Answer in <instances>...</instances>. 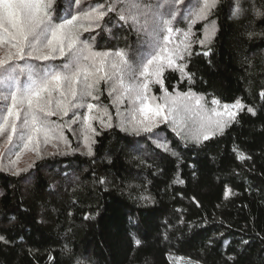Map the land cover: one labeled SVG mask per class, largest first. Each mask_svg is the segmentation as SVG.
Returning <instances> with one entry per match:
<instances>
[{
    "label": "trees",
    "instance_id": "1",
    "mask_svg": "<svg viewBox=\"0 0 264 264\" xmlns=\"http://www.w3.org/2000/svg\"><path fill=\"white\" fill-rule=\"evenodd\" d=\"M228 3L209 18L217 27L212 42L192 44L191 81L166 69L164 86L209 103L240 99L256 114L245 108L222 135L200 144L159 126L168 152L149 134L98 127L92 155L69 135L68 148L19 174L0 169V236L8 241H0V264H264V15L256 14L264 0H241L238 17L230 14L235 0L231 10ZM67 7L55 0L54 14ZM205 23L193 25L194 40ZM187 24L177 17L174 27ZM139 36L106 18L81 38L130 58L143 45ZM98 101L114 111L104 94Z\"/></svg>",
    "mask_w": 264,
    "mask_h": 264
},
{
    "label": "snow or ice",
    "instance_id": "2",
    "mask_svg": "<svg viewBox=\"0 0 264 264\" xmlns=\"http://www.w3.org/2000/svg\"><path fill=\"white\" fill-rule=\"evenodd\" d=\"M54 3L0 0V137L4 138L0 166L14 148L20 150L14 152L15 159H8L10 167L17 165L26 149L39 154L41 143L56 141L55 147L60 142L68 146L64 132L73 131L76 124L80 125L87 154L92 155L93 137L98 135L92 122L112 126L107 106L94 103L99 100L102 83L107 85L122 130L149 134L166 152L171 151L170 146L156 131L161 123L169 125L178 136L200 144L222 135L245 108L256 114L240 99L221 104L213 97L209 108V102L190 89L169 92L164 86L166 69L191 81L185 59L191 55L193 43L207 46L212 42L217 27L209 18L221 0H67L63 16L54 14ZM227 7L233 9L232 0ZM244 11L241 0H235V10L230 14L238 17ZM256 14L264 15L259 11ZM177 17L188 20L186 29L174 27ZM106 18L109 24L114 18L119 26L127 25L143 35V47L132 59L124 49L96 51L81 38L83 33L100 28ZM198 21L206 23L202 38L194 40L192 27ZM177 34L180 39L174 43ZM153 84L160 86L161 96L151 94ZM260 96L264 98V91ZM125 101L130 106L127 114L120 110ZM70 113L71 118L65 119ZM248 158L238 154L240 160ZM20 171L23 169L15 174ZM230 194L231 189H226V195ZM0 241L8 243L4 236ZM76 264L83 261L77 260Z\"/></svg>",
    "mask_w": 264,
    "mask_h": 264
},
{
    "label": "rangeland",
    "instance_id": "3",
    "mask_svg": "<svg viewBox=\"0 0 264 264\" xmlns=\"http://www.w3.org/2000/svg\"><path fill=\"white\" fill-rule=\"evenodd\" d=\"M193 3H195V0H193ZM186 15V14H185ZM192 32L194 33V30H192ZM203 36V35H202ZM140 38V41H143L144 40V37L142 34H140L139 36ZM202 38V37H201ZM180 39V37L177 36L174 37V43L175 42H178V40ZM139 48L138 50H141L143 45L139 44ZM96 50V49H95ZM96 51H103V50H96ZM106 51H116V50H106ZM127 52V51H126ZM138 51H136L137 53ZM129 54V52H127ZM135 56V55H134ZM134 56L130 57V59H132ZM156 85V84H153L151 86V94L152 95H155L157 97L161 96L162 95V92L160 91L159 93L157 92H154L153 91V86ZM104 89V90H103ZM99 95V98H100V94H104L107 98V100L111 103L112 105V98L108 96V89H107V85H104L103 83L101 84L100 86V92L97 93ZM94 103H99V101H94ZM101 105V104H100ZM101 107H103V105H101ZM129 104L127 101H125L123 104L120 105V110L121 112L127 114V111L129 109ZM207 107L211 108V104L208 103L207 104ZM112 109L114 111H111L109 110V112L112 114V121H111V125H116L118 127L119 124H120V119L116 116V107H114L112 105ZM84 110H81V112H83ZM71 118V113L69 114L68 117H66L65 119H70ZM53 120H56L57 118L56 117H53L52 118ZM93 127L96 129V132H97V129L98 127H101V128H108V127H103L101 126V124L99 123L98 120L96 121H93ZM164 125V123H161L159 126H162ZM167 125V124H166ZM169 126V125H168ZM170 127V126H169ZM73 128V131H70L68 136L66 135L67 133V130H65L64 132V135L67 137V140L69 141L70 138H72V136H74V140L75 142H79L81 144L80 148L84 149V150H87L85 147H84V141H83V137L81 136L80 134V125L79 124H76V125H73L72 126ZM121 128V127H120ZM171 128V127H170ZM131 132V131H129ZM69 135H70V138H69ZM94 138V137H93ZM57 142L56 141H52L48 144H43L41 143L40 145V152L39 154H37L36 152L32 151L31 148L29 149H26L24 150L22 153H21V156H20V159L19 161L17 162V165L15 167H10L8 165V159L11 158V159H15V155H14V152L16 151H19L20 149L19 148H14L13 149V152L12 153H8L5 157H3L2 159V166H0V169L2 170H7V171H12V172H17V169H26L27 167H29L31 164H33L36 160L40 159L41 157H45L46 155L48 154H51V153H54L56 151H59V150H65L66 148L69 147V144L68 146H65V144L63 142H60L59 143V147H55L54 145L56 144ZM70 143V141H69ZM4 148V138L3 137H0V150H3ZM176 264H188V260H185V259H181V260H176Z\"/></svg>",
    "mask_w": 264,
    "mask_h": 264
}]
</instances>
